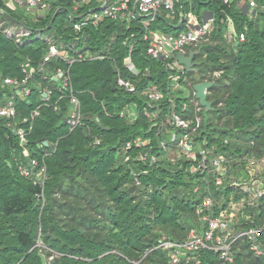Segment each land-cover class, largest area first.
I'll return each instance as SVG.
<instances>
[{"label": "trees", "instance_id": "16d2710c", "mask_svg": "<svg viewBox=\"0 0 264 264\" xmlns=\"http://www.w3.org/2000/svg\"><path fill=\"white\" fill-rule=\"evenodd\" d=\"M75 2L53 1L52 9L38 17L25 9L10 10L6 0H0V21L5 25L23 24L34 36L44 31L67 45L76 38L82 44L85 34L89 53L105 56L70 68L82 104L81 124L70 131L65 118L72 105L60 90L61 81L52 78L66 64L53 60L40 67L48 48L45 41L17 44L0 32V76L22 78L21 67L29 59L37 70L29 83L31 95L17 99V116L0 117V264H47L46 256L51 255L62 264H168V252L158 248L161 241L185 242L201 226L197 207L209 196L219 201L220 195L202 184L199 175L189 172L184 157L173 160L172 148L162 146L170 133L153 124L169 111L170 104L167 100L152 103L143 92L155 83L166 96L172 93L170 73L165 60L147 54L149 43L143 40L141 21L106 18L78 33L69 20ZM255 2L256 12L244 10L249 0L227 4L222 0H179L174 18L162 12L151 29L177 33L186 26L180 22L181 13L195 14L200 21L204 9L212 13L214 27L208 40L188 47L194 52V66L187 71L191 92L195 93L197 83L214 82L208 89L213 109L206 111L202 106L198 112L202 122L197 136L208 137L212 144L220 145L221 152L236 155L246 150L249 156L260 158L264 155V0ZM96 5V1L81 4V10ZM178 22L181 27H176ZM230 22L237 38L234 41L228 33ZM241 33L246 35L244 41H239ZM130 50L138 74L125 67ZM119 75L131 79L138 92L130 94L119 87ZM44 88L52 90L48 98ZM7 94L11 88L0 85V105ZM176 100L181 108L183 94L178 93ZM56 102L59 111L53 110ZM37 107L39 116L22 123ZM125 107H136L139 112L162 108L163 112L152 121L141 113L129 123L120 116ZM185 113L194 119L197 112L190 108ZM20 127L27 130L24 143L17 134ZM137 139L144 145L125 149ZM225 139L230 141L228 145L223 143ZM145 154L148 159L142 160ZM33 159L38 168H31ZM41 166L46 167V174L40 178ZM22 169L32 174L25 176ZM257 212L263 218L264 205ZM241 245L237 264H264V256L249 253L247 242Z\"/></svg>", "mask_w": 264, "mask_h": 264}, {"label": "built area", "instance_id": "2783aa9c", "mask_svg": "<svg viewBox=\"0 0 264 264\" xmlns=\"http://www.w3.org/2000/svg\"><path fill=\"white\" fill-rule=\"evenodd\" d=\"M10 1L12 2L9 4L11 10L25 9L27 13L39 17L46 15L52 9L53 1L57 0ZM92 1H96L97 5L89 10H81V4L89 5ZM222 1L227 4L231 0ZM177 2L179 0H135L134 3L132 0H76L72 9L74 13H69V20L72 22L73 29L82 34L84 29L92 25L97 26L106 18L140 20L145 28L143 40L149 43L147 54L166 61L165 65L170 73L168 83L172 93L166 96L160 86L155 83L150 84L143 92L152 103L167 100L170 104L169 111L160 120H156L153 126L165 128L166 132L170 133L169 141L163 142L162 146L165 149L172 148L174 151L172 159L184 157L189 163V172L199 175L202 184L212 186V189L220 195L219 201L214 202V199L209 196L197 207L196 213L201 226L199 229H193L185 242L161 241L158 248L168 252V264H203L204 260H207L206 264H237L239 249L244 242L248 243L249 253L251 252L256 258H261L264 256V217L260 218L262 214L257 210L264 205V155L260 158L249 156L246 150L236 155L231 152H221L220 145L212 144L208 137L198 138L197 133L202 119L197 114L201 111L202 105L196 94L189 89L187 70L180 63L177 55L182 54L188 57L190 53H194L189 51L188 47L207 41L214 27V19L213 15L210 17L207 14L203 15L205 19L200 21L194 14L183 12L181 16L184 17L185 29L177 33L153 31L151 25L162 12H165L167 17L174 18ZM256 7L255 0H249L247 5H243L246 11L256 12ZM231 26L230 38L234 41L237 38L232 23ZM0 32L14 39L17 44H23L31 39L45 41L48 48L43 55L40 67L53 60L66 64L67 67L58 68L52 78L61 81L60 90L67 94L72 105L65 118L66 126L70 131L76 129L82 120V104L73 86L70 68L77 62L104 59L105 56L89 53L85 34L82 44H79L80 40L76 38L72 45H67L64 42L55 41L53 37L42 31L35 33L34 36L33 31L22 25L7 26L3 21H0ZM245 38V33L239 35V41H244ZM125 67L130 72L138 74L130 54L125 60ZM21 69L22 78L0 76V85L2 87L8 85L11 88V94H7L4 104L0 105L1 118H15L18 114L17 99L23 100L32 93V86L29 83L37 74L36 65L29 59ZM117 83L130 94L138 92L137 86L129 78L119 75ZM38 86L41 87L40 84ZM178 93H182L184 97L182 102L179 101L181 108L176 100ZM51 94V89L44 88L45 98ZM59 108L56 102L53 110L59 111ZM190 108L197 112L194 119L185 113ZM162 112V108L153 112L148 109L139 112L136 107L135 109L125 107L120 112V116L129 123H134L141 113L152 121L160 118ZM39 114L40 108L37 107L29 116L23 118L22 123H31ZM26 132L24 127L17 130L21 143L27 141ZM223 143L228 145L230 141L225 139ZM96 144H99V141H96ZM133 145L140 147L144 143L137 139L134 144L127 143L125 149L128 150ZM141 159H148L147 154L142 155ZM151 161L155 163L156 158L153 157ZM30 166L35 169L39 167V163L33 159ZM22 174L30 176L32 171L22 169ZM45 174L46 167L41 166L37 176L41 178ZM208 189L211 193L210 187ZM195 191H198V188ZM221 203L225 204L224 207Z\"/></svg>", "mask_w": 264, "mask_h": 264}, {"label": "water", "instance_id": "95a60500", "mask_svg": "<svg viewBox=\"0 0 264 264\" xmlns=\"http://www.w3.org/2000/svg\"><path fill=\"white\" fill-rule=\"evenodd\" d=\"M261 12L264 13V9L261 10ZM56 16L57 15H55L54 18L52 19L50 25L48 26V29H50L53 26V22H54ZM21 25L24 26L23 24H21ZM25 28H27V27H25ZM48 29H46V30H48ZM42 32H44V31H42ZM236 44H238V42ZM177 58L180 61V63H182L185 66L187 71L192 70V68L194 66V64H193L194 53H190L188 57H185L182 54H178ZM213 85H214V82L204 81V82L195 84L193 87L194 91L196 93L197 99L200 101V104L205 107L206 111H210L213 109L212 108L213 103H212V101L208 100V95H207V90L209 88H211ZM44 144L47 145L48 143L45 142ZM50 264H62V263H57L55 261H52Z\"/></svg>", "mask_w": 264, "mask_h": 264}, {"label": "crops", "instance_id": "0c3cea01", "mask_svg": "<svg viewBox=\"0 0 264 264\" xmlns=\"http://www.w3.org/2000/svg\"><path fill=\"white\" fill-rule=\"evenodd\" d=\"M10 3H12L10 0H6V6H7V8H9V9L11 10V8L9 7V6H10V5H9ZM244 8H245V7H244ZM244 10H245V9H244ZM207 14H209L210 17H212L211 12L208 11V10H206V9H204V15L206 16ZM203 18L205 19L204 16H203ZM206 18H208V16H207ZM180 22H184V17H182V20H181ZM178 24H179L178 27H181V24H182V23H179V22H178ZM178 24H177V25H178ZM227 28H228V33H230V31H232L231 23L227 24ZM44 97H46V96L44 95Z\"/></svg>", "mask_w": 264, "mask_h": 264}, {"label": "rangeland", "instance_id": "374dc122", "mask_svg": "<svg viewBox=\"0 0 264 264\" xmlns=\"http://www.w3.org/2000/svg\"><path fill=\"white\" fill-rule=\"evenodd\" d=\"M202 12H204V11H202ZM194 16H195V14H194ZM196 17V16H195ZM179 26V24L178 25H176V27H178ZM39 246L40 247H43V248H40L41 249V251L42 250H44L45 248H44V245L42 244V243H39ZM43 254H44V251H43ZM56 257V255H51V256H49V257H47L46 256V262H47V264H49V263H51L53 260H54V258ZM135 264V263H134Z\"/></svg>", "mask_w": 264, "mask_h": 264}, {"label": "bare ground", "instance_id": "6f19581e", "mask_svg": "<svg viewBox=\"0 0 264 264\" xmlns=\"http://www.w3.org/2000/svg\"><path fill=\"white\" fill-rule=\"evenodd\" d=\"M247 5V4H246ZM130 55H131V50H130ZM138 113V112H137Z\"/></svg>", "mask_w": 264, "mask_h": 264}]
</instances>
